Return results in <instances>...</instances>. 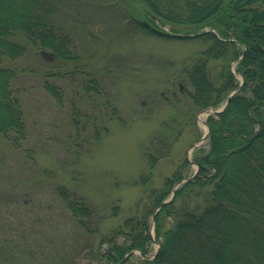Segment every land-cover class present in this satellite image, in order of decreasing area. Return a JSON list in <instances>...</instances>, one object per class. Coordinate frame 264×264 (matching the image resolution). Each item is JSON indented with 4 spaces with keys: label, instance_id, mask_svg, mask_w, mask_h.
Masks as SVG:
<instances>
[{
    "label": "rangeland",
    "instance_id": "1",
    "mask_svg": "<svg viewBox=\"0 0 264 264\" xmlns=\"http://www.w3.org/2000/svg\"><path fill=\"white\" fill-rule=\"evenodd\" d=\"M74 1L64 0L59 16L80 54L76 66H45L34 49L14 62L24 68L15 84L27 130L23 148L0 136V151L7 158L6 166H0V264H97L92 250L98 247L99 235L145 211L149 198L136 183L138 177L151 171L155 187H161L177 169L190 176L197 168L193 151L207 147V115L193 112L179 74L181 62L207 43L194 32L163 38L132 27L120 9L124 0H77L78 9ZM49 71L54 73L50 80L45 78ZM90 76H96L102 96L84 87ZM45 82L60 88L57 96ZM175 114L177 122L172 120ZM164 122L179 135L168 155L150 169L143 151ZM180 185L176 183L168 197ZM59 186L90 201L96 234L89 235L75 223ZM157 245L154 240L149 254Z\"/></svg>",
    "mask_w": 264,
    "mask_h": 264
},
{
    "label": "trees",
    "instance_id": "2",
    "mask_svg": "<svg viewBox=\"0 0 264 264\" xmlns=\"http://www.w3.org/2000/svg\"><path fill=\"white\" fill-rule=\"evenodd\" d=\"M73 3L80 7L77 0ZM63 4L64 0H0V136L15 148H23L27 129L20 87L15 84L24 68L14 62L30 49L54 52L53 62L42 57L45 66L64 62L76 66L81 60L60 20ZM124 4L121 12L132 27L163 38L185 37L177 34L183 30L194 32L207 43L179 68L193 112L218 108L239 86L237 74L244 79L227 107L207 116V147L192 154L197 173L155 213L154 240L160 244L155 257L137 254L132 260L133 254L122 264H264V0H124ZM52 74L49 71L45 78ZM86 82L89 92L103 95L96 76ZM44 86L58 95L60 88L54 83ZM177 116L172 117L174 122ZM171 130L164 122L163 129L150 137L143 151L150 169L176 141L179 132L174 135ZM6 164L0 151V166ZM187 177L177 169L155 187L151 171L141 174L136 183L149 198L145 211L99 235L98 247L92 250L97 264H118L132 249L149 254L154 241L152 214ZM58 193L75 223L89 235L96 234V211L90 201L64 186Z\"/></svg>",
    "mask_w": 264,
    "mask_h": 264
},
{
    "label": "water",
    "instance_id": "3",
    "mask_svg": "<svg viewBox=\"0 0 264 264\" xmlns=\"http://www.w3.org/2000/svg\"><path fill=\"white\" fill-rule=\"evenodd\" d=\"M186 35H190V34H186ZM244 52H245V50H244ZM40 54L42 55V57H44L46 60H52V59H54V57H55V54H54V52H52V51H50V50H47V49H41L40 50ZM243 83V76L241 75V83H240V85ZM240 86H238L236 89H238ZM236 89L235 90H233V91H231L229 94H228V96H227V98H226V101L224 102V104L222 105V106H220L219 108H206V109H204L203 111L206 113V115H209V114H212V113H218V112H221V111H223L226 107H227V105H228V103H229V101H230V99H231V96L233 95V93L236 91ZM204 122L206 123V125H207V131H206V133L204 134V136L203 137H205V135L209 132V126H208V124H207V122H206V120H204ZM202 137V138H203ZM197 146V143H194L193 145H192V148H194V147H196ZM198 168H199V166L197 165V168H196V170H195V172H194V174L195 173H197V171H198ZM193 174V175H194ZM188 179V178H187ZM187 179H184V180H182L181 182H184V181H186ZM181 182H179V183H181ZM173 195H174V192L171 194V196L168 198V199H166V200H164L163 202H161L156 208H155V210H154V213H153V219H152V223H154V214L164 205V204H166L167 202H169L171 199H172V197H173ZM153 225V224H152ZM152 227L153 226H151V229H152ZM158 248H159V244H158V247H157V249H156V251L154 252V254L153 255H149V254H146V253H143L140 249H132L130 252H128L125 256H124V258L120 261V262H118V264H122L126 259H128L131 255H133V254H135V253H140L143 257H147V258H154L155 257V255H156V253H157V251H158Z\"/></svg>",
    "mask_w": 264,
    "mask_h": 264
},
{
    "label": "bare ground",
    "instance_id": "4",
    "mask_svg": "<svg viewBox=\"0 0 264 264\" xmlns=\"http://www.w3.org/2000/svg\"><path fill=\"white\" fill-rule=\"evenodd\" d=\"M179 34H181V33H179ZM180 36H181V35H180ZM47 50H48V49H47ZM54 58H55V57H54ZM205 127H207L206 124H205ZM194 175H195V174H194ZM194 175L192 174V175L188 176L187 178L190 179V178H191L192 176H194ZM187 178H186V179H187ZM188 179H187V180H188ZM187 180H186V181H187ZM184 182H185V181H184ZM168 198H169V197H168ZM172 198H173V197H172ZM156 242H157V244H159L158 241H156ZM159 246H160V244H159ZM157 247H158V245H157ZM156 249H157V248H156ZM158 249H159V248H158Z\"/></svg>",
    "mask_w": 264,
    "mask_h": 264
}]
</instances>
